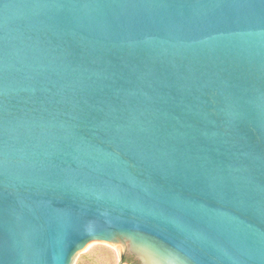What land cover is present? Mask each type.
<instances>
[{"label": "water", "instance_id": "water-1", "mask_svg": "<svg viewBox=\"0 0 264 264\" xmlns=\"http://www.w3.org/2000/svg\"><path fill=\"white\" fill-rule=\"evenodd\" d=\"M264 264V0H0V264Z\"/></svg>", "mask_w": 264, "mask_h": 264}, {"label": "rangeland", "instance_id": "rangeland-1", "mask_svg": "<svg viewBox=\"0 0 264 264\" xmlns=\"http://www.w3.org/2000/svg\"><path fill=\"white\" fill-rule=\"evenodd\" d=\"M74 264H119V260L112 246L94 242L76 256Z\"/></svg>", "mask_w": 264, "mask_h": 264}, {"label": "trees", "instance_id": "trees-1", "mask_svg": "<svg viewBox=\"0 0 264 264\" xmlns=\"http://www.w3.org/2000/svg\"><path fill=\"white\" fill-rule=\"evenodd\" d=\"M126 261L130 262L131 264H135V263H132L130 260H126Z\"/></svg>", "mask_w": 264, "mask_h": 264}]
</instances>
